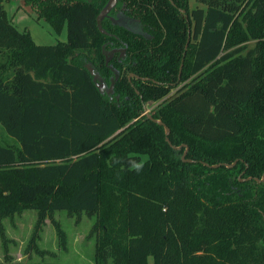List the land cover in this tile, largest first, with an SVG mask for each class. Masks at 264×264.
Masks as SVG:
<instances>
[{
	"label": "trees",
	"instance_id": "trees-1",
	"mask_svg": "<svg viewBox=\"0 0 264 264\" xmlns=\"http://www.w3.org/2000/svg\"><path fill=\"white\" fill-rule=\"evenodd\" d=\"M11 1L2 240V217L30 207L39 225L57 211L93 217L96 264H264V0H117L99 23L109 0H20L66 28L54 45L14 25ZM86 64L106 86L118 74L112 94Z\"/></svg>",
	"mask_w": 264,
	"mask_h": 264
},
{
	"label": "rangeland",
	"instance_id": "rangeland-1",
	"mask_svg": "<svg viewBox=\"0 0 264 264\" xmlns=\"http://www.w3.org/2000/svg\"><path fill=\"white\" fill-rule=\"evenodd\" d=\"M188 1L190 8L196 6L195 0ZM4 8L14 25L21 30H28L36 44L54 45L66 42V28L63 27L62 32L56 34L43 18H39V9L36 5L15 0L5 3ZM86 67L88 70L92 68L90 64H86ZM108 89L109 87L104 88L103 93H106ZM157 105V102L146 103L145 113L149 114L150 110ZM0 142L12 143L1 127ZM52 220L59 223L65 232L67 241L65 249L60 245ZM1 223L5 234L4 240L0 236L1 264H24L27 261H45L55 264H96L95 246L98 239L96 233H91L93 217L85 214L71 216L65 211H57L39 225L36 211L29 207L24 208L20 213L2 217ZM37 250L43 251V253H37ZM149 264H152L151 259Z\"/></svg>",
	"mask_w": 264,
	"mask_h": 264
},
{
	"label": "water",
	"instance_id": "water-1",
	"mask_svg": "<svg viewBox=\"0 0 264 264\" xmlns=\"http://www.w3.org/2000/svg\"><path fill=\"white\" fill-rule=\"evenodd\" d=\"M117 2V0H109L108 3L106 4V6L103 8V10L100 12V14L97 17V22L99 23L105 16H107V14L112 10V8L114 7L115 3ZM89 71L91 73V75L93 76V81L95 82V86L98 88V90L100 91V93H103V89L105 88V85L103 83V81L99 78V76L97 74L93 73L92 68H89ZM118 78V74L116 73V77L114 79V81L112 82L111 86H110V92L113 89L114 83ZM159 124H161L159 121H155ZM165 134H166V140H167V135H168V129H165ZM187 152V150H186ZM186 152L183 154L182 156V160L185 161V154ZM235 163H233L232 165L227 166L228 168L234 166Z\"/></svg>",
	"mask_w": 264,
	"mask_h": 264
},
{
	"label": "flooded vegetation",
	"instance_id": "flooded-vegetation-1",
	"mask_svg": "<svg viewBox=\"0 0 264 264\" xmlns=\"http://www.w3.org/2000/svg\"><path fill=\"white\" fill-rule=\"evenodd\" d=\"M115 5H116V3H115ZM114 5V6H115ZM125 48L124 49H112L111 51H109V54H110V58L108 57V52H106V62H109V60H111L112 59V57H113V55L114 54H116V53H118L119 54V57H121V58H123V57H125ZM94 74H97L98 76H99V78L103 81V83H104V85H105V88L106 87H109V89L106 91V94H108V95H110V94H112L113 93V89H112V91H111V93H109L110 92V86H111V84H112V82L114 81V79H115V77H116V74H115V77H114V79L111 81V83H110V85L109 86H106V84H105V82H104V80L102 79V77L98 74V73H95L94 72ZM116 82V81H115ZM115 84V83H114ZM114 87V86H113Z\"/></svg>",
	"mask_w": 264,
	"mask_h": 264
}]
</instances>
